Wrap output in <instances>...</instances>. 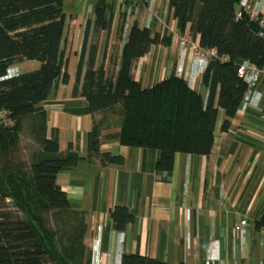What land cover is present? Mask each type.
<instances>
[{
    "label": "trees",
    "instance_id": "16d2710c",
    "mask_svg": "<svg viewBox=\"0 0 264 264\" xmlns=\"http://www.w3.org/2000/svg\"><path fill=\"white\" fill-rule=\"evenodd\" d=\"M64 1L0 0V111L7 112L6 121L0 116V200H11L21 214L0 213V264H87L90 259L83 244L86 219L56 184V175L72 170L83 157H98L103 165L123 163L120 155L100 151L99 123H93L87 134L86 156L72 150L70 143L67 152L60 153L57 132L52 131L49 138L46 135L47 114L42 104L59 83L69 80ZM92 1L94 18L86 20L73 96L78 95L89 27L109 33L117 11V37L122 38L131 4L130 0ZM239 2L168 0L179 34L188 29L191 38L198 36L200 47L214 48L219 56L209 59L200 74L207 88L205 97L174 72L148 87L131 77L133 64L153 44L168 46L171 42V35L165 32L160 36L152 26L140 27L135 20L128 29L115 74L106 75L103 64L93 69L97 48L88 46L80 84L86 104L74 112H111L119 117L117 132L107 138L128 147L157 150L154 167L159 173L172 171L175 153L208 155L218 108L224 110L221 128L225 130L246 93V83L236 74L238 65L249 61L264 69V36L258 22L244 11L235 19ZM23 60H36L40 65L6 77L7 68ZM24 129L38 144L28 165L11 162ZM110 216L117 230L133 221V214L122 206H115ZM49 217L56 228L48 224ZM253 223L257 230L264 228V207ZM120 264L170 263L123 253Z\"/></svg>",
    "mask_w": 264,
    "mask_h": 264
},
{
    "label": "crops",
    "instance_id": "0c3cea01",
    "mask_svg": "<svg viewBox=\"0 0 264 264\" xmlns=\"http://www.w3.org/2000/svg\"><path fill=\"white\" fill-rule=\"evenodd\" d=\"M141 1L128 22L130 25L136 20L144 27L148 10L145 0ZM257 1L264 8V0ZM66 3L69 9L65 12L64 46L69 80L66 84L59 83L42 104L47 114L46 135L49 138L52 131L57 132L60 153H66L70 143L72 150L86 156L87 134L93 123H100V132L103 130L100 151L123 158L122 164L103 165L98 157H83L72 170L56 175V184L86 219L83 244L89 259L96 238L105 264H120L123 253L170 264H202L209 241L219 240L224 254L233 223L246 219L247 246L236 257L239 264H264V228L257 230L253 223L264 207V73L254 88L256 104L239 108L225 130L221 128L224 110L218 108L213 146L208 155L175 153L172 171L159 173L154 167L159 155L157 150L128 147L107 138L117 132L119 117L111 112L94 115L74 112L86 104L80 95V84L88 46L93 44L97 48L93 69L103 64L106 75L115 74L126 37H117L114 20L105 38L101 34L103 29L89 27L91 33L86 42L78 95L73 96L86 20L93 17L86 12L84 0H65ZM157 4L161 21L154 19L151 29L160 36L165 32L171 35V42L168 46L153 44L133 64L131 77L143 87L175 73L180 57L179 40L184 35L177 31L168 0H157ZM116 14L117 11L114 17ZM185 32L189 33L188 29ZM192 40L197 42L198 36ZM186 50L185 72L189 70L192 56ZM39 65L36 60H23L8 70L14 67L12 71L18 69L15 73H19L37 69ZM188 84L206 96L207 88L202 85L200 74ZM115 206L126 207L133 214V221L122 230L114 228L110 216Z\"/></svg>",
    "mask_w": 264,
    "mask_h": 264
},
{
    "label": "built area",
    "instance_id": "2783aa9c",
    "mask_svg": "<svg viewBox=\"0 0 264 264\" xmlns=\"http://www.w3.org/2000/svg\"><path fill=\"white\" fill-rule=\"evenodd\" d=\"M91 1L92 0H84V7L87 13L92 12L93 4ZM130 1L131 4L126 10L123 38H125L127 35L128 29L130 27V24L128 22H130L135 11L137 10V3L140 0ZM145 3L148 13L143 26L149 28L151 27L153 19L160 22L161 18L157 12V10H159L157 0H145ZM243 11L250 17V19L256 20L258 22V25L261 29L260 34L264 36V8L259 5V2L257 0H240L236 7L235 19L240 18ZM186 33L187 32H185L179 40L180 57L177 61L175 75L179 77H186V80L189 82L191 80H194L196 75L203 72L209 59L217 58L219 56L216 49L200 47L197 42L192 41L191 37L190 39L187 38L185 36ZM187 46H189L188 49L192 56L189 70L185 72L183 59L187 51ZM220 58L226 60V57ZM263 73L264 69L258 68L255 64L249 61H243L238 65L236 74L247 85L246 93L239 107L240 109H244L250 104H256L253 101L254 88L259 82ZM15 74L17 73H13L12 71L10 72L7 68L6 77L13 76ZM6 115V111H0V116L3 119L6 118ZM248 225L249 224L246 219H240L233 223L230 231V236L227 241V246L224 250V254L221 253L220 241L217 239L210 240L206 246L202 264H239L236 254L239 251L244 250L247 246ZM187 243L189 244V241ZM98 247V239L95 238L93 239L91 257L87 264H105L103 255L100 253Z\"/></svg>",
    "mask_w": 264,
    "mask_h": 264
},
{
    "label": "rangeland",
    "instance_id": "374dc122",
    "mask_svg": "<svg viewBox=\"0 0 264 264\" xmlns=\"http://www.w3.org/2000/svg\"><path fill=\"white\" fill-rule=\"evenodd\" d=\"M95 1V0H94ZM94 4V3H93ZM80 5V4H79ZM79 5L77 4V7H79ZM85 6V5H84ZM138 6V3H137ZM68 4H64L63 6V10L64 12H66L69 8H68ZM76 9V8H75ZM93 9V8H92ZM119 10V9H118ZM73 11H77V10H73ZM89 15H91V17L94 18L93 16V12H90ZM114 17V16H113ZM119 15L118 12L116 14V16L113 18L114 20V24L115 27L116 25L119 23V19H118ZM70 21V20H68ZM166 21V20H165ZM167 24V21L165 22ZM102 37H106L107 36V32L106 30H103V33L101 32ZM185 36L187 38L190 39V35L189 33H186ZM91 37H95V34H91ZM192 39V38H191ZM193 41V40H192ZM189 46H187L188 48ZM13 65V64H12ZM11 66V65H10ZM14 68V67H13ZM13 68L11 69V71L13 70ZM10 71V72H11ZM13 73L18 72V69L16 71H12ZM114 117V115H113ZM99 126L100 123H99ZM103 130H101L102 132ZM38 148V144L32 139V137H30V135L28 134V131L26 129H24L21 132L20 135V141H19V145H18V150L13 152L12 156H11V162L13 163H17V164H29L30 162V157L33 154V152ZM4 212H9L12 214H17V215H21L20 212L15 208V206L13 205L12 201L9 199H5V200H0V213H4ZM48 224L50 226H52L53 228H56V224L53 218L49 217L48 218Z\"/></svg>",
    "mask_w": 264,
    "mask_h": 264
}]
</instances>
